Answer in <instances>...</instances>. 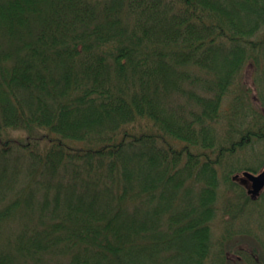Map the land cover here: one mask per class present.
<instances>
[{
  "label": "trees",
  "instance_id": "16d2710c",
  "mask_svg": "<svg viewBox=\"0 0 264 264\" xmlns=\"http://www.w3.org/2000/svg\"><path fill=\"white\" fill-rule=\"evenodd\" d=\"M262 147L264 0H0V264H264Z\"/></svg>",
  "mask_w": 264,
  "mask_h": 264
},
{
  "label": "rangeland",
  "instance_id": "374dc122",
  "mask_svg": "<svg viewBox=\"0 0 264 264\" xmlns=\"http://www.w3.org/2000/svg\"><path fill=\"white\" fill-rule=\"evenodd\" d=\"M250 86H252V84H250ZM258 153H259V156L254 161H259L260 159L264 158V147L259 148ZM263 166H264V163L260 166V169H262ZM244 185L247 186V188H248L250 186L249 180L246 179ZM248 218H249V216L246 215V218H245V220L242 223H238V222L236 223L237 226L238 227H248V225H249ZM256 222L259 223V224H263L264 225V213H263V216L262 217H260L259 219L256 220ZM215 225L216 226L213 227V232H214V236L216 238H219V237L222 238L223 235H225V236L227 235V234L222 233V231L224 229H226V227H223V224H221L220 222H218V224H215ZM229 229H234V228L233 227H230ZM259 229H260L259 234H261V237H260L259 240L253 239V238L248 237V236H244V237L243 236H241V237L240 236H237V237L234 236L231 241L232 242L241 241V242H243L245 244H254V245H257L258 248L261 249V246L264 243V228L261 225V228H259ZM252 234H255V233L252 232ZM252 237H254V236H252ZM236 239H239V240H236ZM228 243H229L228 241H224V244L225 245H229ZM214 245L217 246L218 245L217 242H215ZM258 251H259V253H261V250H258ZM262 252H263V250H262Z\"/></svg>",
  "mask_w": 264,
  "mask_h": 264
},
{
  "label": "water",
  "instance_id": "95a60500",
  "mask_svg": "<svg viewBox=\"0 0 264 264\" xmlns=\"http://www.w3.org/2000/svg\"><path fill=\"white\" fill-rule=\"evenodd\" d=\"M234 176L249 180L248 193L253 198H256L264 189V166L258 173L244 170L242 173H237Z\"/></svg>",
  "mask_w": 264,
  "mask_h": 264
}]
</instances>
